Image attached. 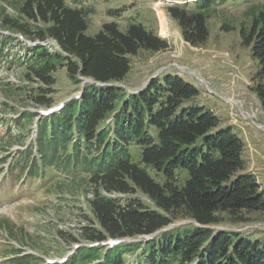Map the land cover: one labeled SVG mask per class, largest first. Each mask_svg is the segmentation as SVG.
Here are the masks:
<instances>
[{
    "label": "trees",
    "instance_id": "1",
    "mask_svg": "<svg viewBox=\"0 0 264 264\" xmlns=\"http://www.w3.org/2000/svg\"><path fill=\"white\" fill-rule=\"evenodd\" d=\"M215 2L198 0L193 12L178 5L168 9L191 45L207 40L208 11ZM88 14L82 0H24L20 16H3L10 31L30 40L51 38L62 50L51 53L41 45L20 44L24 54L9 61L27 69L29 80L35 78L45 86L29 92L37 105L53 103L48 94L52 93L58 67L65 66L77 83L82 76L106 84L85 85L79 100L42 116L35 145L19 152L11 167V173L20 171L15 179L22 180L45 177L47 168L66 178L84 174L86 178L80 179L79 186L94 187V198L89 200L94 219L85 216L88 224L78 237L58 230L59 245L49 249L46 244L31 246L35 253L25 250L22 241L27 234H20L18 242L23 247L13 250L7 264H126L125 255L138 250L141 257L133 264H264L263 241L212 227L221 221V214L246 221L244 215L264 211V190L257 176L246 171L242 138L231 127L221 126L219 117L196 101L200 90L180 75L153 77L147 86L123 97L122 88L114 82L123 81L130 72L131 57L142 48L166 49L168 41L135 21L126 31L109 22L89 35ZM240 35L259 68V82L253 89L264 110V11L249 28L242 26ZM0 42L1 63L8 58L4 49L15 45V40L7 36ZM121 93L123 100L117 109ZM111 114L113 128H102L101 122ZM11 124L20 126L17 119ZM6 126L11 133L12 126ZM132 145L141 149L143 165L133 161ZM148 169L164 180L155 181ZM180 174L187 175L183 182ZM137 190L163 213L137 198L126 197ZM178 211L194 220L192 228L163 231L174 222L173 213ZM157 232L148 241L101 244ZM73 243L81 247L73 249ZM94 243L98 245L88 246ZM65 249L72 252L66 261H45L46 256L65 257ZM102 250L103 256L99 254Z\"/></svg>",
    "mask_w": 264,
    "mask_h": 264
},
{
    "label": "rangeland",
    "instance_id": "2",
    "mask_svg": "<svg viewBox=\"0 0 264 264\" xmlns=\"http://www.w3.org/2000/svg\"><path fill=\"white\" fill-rule=\"evenodd\" d=\"M185 1L188 0H82L89 11L87 34L95 35L103 24L109 22L118 23L119 28L126 31L129 24L135 21L142 22L147 29L166 39L169 44L166 49H140L131 57V69L125 79L114 84L122 88L123 97L127 98L147 86L153 77L169 74L188 77V82L200 90L196 101L211 109L219 117L221 126L231 127L242 138L245 144L243 159L246 171L257 176L264 190V110L253 89L259 82L256 77L259 68L251 59V48L242 43L240 35L241 27L249 28L254 18L264 11V0H216L208 11L209 36L203 44L197 46L185 41L179 22L168 10L178 5L193 12L196 4L183 3ZM23 6L24 0H0V39L10 36L16 40L15 45L4 49L8 59H2L0 64V264H7L13 250L23 247L18 242L20 234H27L22 241L25 250L35 253L31 246L46 244L47 249L56 248L61 242L58 230L78 237L82 228L88 224L85 216L94 219L89 205V200L94 198V187L79 186L80 179L86 178L84 174L66 178L57 175L54 169L47 168L45 177L22 180L15 179L20 171L11 173L19 152L27 151L35 145V130L41 118L38 114L75 100L74 96L82 88L83 82L90 80L79 78L81 83H77L69 77L65 66L58 67L54 73L52 93L48 94V98L53 100L51 106L42 107L34 102L29 92L45 86L35 78L29 80L27 69L9 62L22 52L18 45L29 44L30 39L10 31L3 22L4 15L20 16ZM37 25L42 26L41 23ZM85 85L91 87L93 82L89 81ZM122 93L116 103L117 109L123 100ZM15 119L19 120V128L11 124ZM6 123L12 126L11 133L7 131ZM113 126L114 114L101 122L102 128L112 129ZM129 150L133 161L143 165L141 149L132 145ZM148 171L155 181L164 180L153 169ZM179 178L183 182L187 175L180 174ZM59 183L62 185L59 186ZM102 193L107 195L104 191ZM126 197L137 198L149 208L163 213L140 190ZM173 216L171 228H192L195 223L182 211L174 212ZM220 216L222 219L212 226L214 229L242 232L252 240L264 242V211L244 215L246 221H238L239 217L227 214ZM125 241L139 242L147 239L139 237ZM72 246L73 249L81 247L76 243ZM63 252L65 257L46 256L45 261H60L72 254L66 249ZM99 254L103 256V250ZM140 257L141 251L138 250L124 258L126 264H133Z\"/></svg>",
    "mask_w": 264,
    "mask_h": 264
},
{
    "label": "water",
    "instance_id": "3",
    "mask_svg": "<svg viewBox=\"0 0 264 264\" xmlns=\"http://www.w3.org/2000/svg\"><path fill=\"white\" fill-rule=\"evenodd\" d=\"M155 235H156V234H155ZM155 235L150 236V237H147L146 239H147V240L152 239L153 237H155Z\"/></svg>",
    "mask_w": 264,
    "mask_h": 264
},
{
    "label": "crops",
    "instance_id": "4",
    "mask_svg": "<svg viewBox=\"0 0 264 264\" xmlns=\"http://www.w3.org/2000/svg\"><path fill=\"white\" fill-rule=\"evenodd\" d=\"M182 77H184V79H186V80H190L188 77H185L184 75H181Z\"/></svg>",
    "mask_w": 264,
    "mask_h": 264
},
{
    "label": "built area",
    "instance_id": "5",
    "mask_svg": "<svg viewBox=\"0 0 264 264\" xmlns=\"http://www.w3.org/2000/svg\"><path fill=\"white\" fill-rule=\"evenodd\" d=\"M188 1H189V2H196L197 0H191V1H190V0H188ZM46 43H48V42H46ZM46 43H45V44H46Z\"/></svg>",
    "mask_w": 264,
    "mask_h": 264
}]
</instances>
